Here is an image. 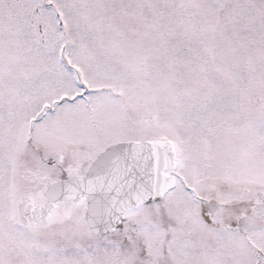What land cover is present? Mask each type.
<instances>
[{"label": "snow or ice", "instance_id": "snow-or-ice-1", "mask_svg": "<svg viewBox=\"0 0 264 264\" xmlns=\"http://www.w3.org/2000/svg\"><path fill=\"white\" fill-rule=\"evenodd\" d=\"M0 264H264V0H0Z\"/></svg>", "mask_w": 264, "mask_h": 264}]
</instances>
